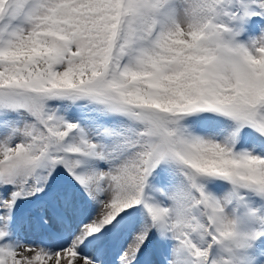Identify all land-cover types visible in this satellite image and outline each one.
Masks as SVG:
<instances>
[{
	"label": "snow or ice",
	"instance_id": "snow-or-ice-1",
	"mask_svg": "<svg viewBox=\"0 0 264 264\" xmlns=\"http://www.w3.org/2000/svg\"><path fill=\"white\" fill-rule=\"evenodd\" d=\"M0 264H264V0H0Z\"/></svg>",
	"mask_w": 264,
	"mask_h": 264
}]
</instances>
